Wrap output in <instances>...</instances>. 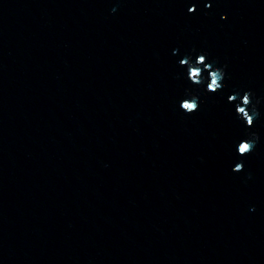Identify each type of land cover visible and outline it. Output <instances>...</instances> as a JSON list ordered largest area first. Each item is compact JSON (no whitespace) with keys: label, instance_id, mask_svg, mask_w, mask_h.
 <instances>
[{"label":"water","instance_id":"1","mask_svg":"<svg viewBox=\"0 0 264 264\" xmlns=\"http://www.w3.org/2000/svg\"><path fill=\"white\" fill-rule=\"evenodd\" d=\"M0 264H264V0H0Z\"/></svg>","mask_w":264,"mask_h":264},{"label":"clouds","instance_id":"2","mask_svg":"<svg viewBox=\"0 0 264 264\" xmlns=\"http://www.w3.org/2000/svg\"><path fill=\"white\" fill-rule=\"evenodd\" d=\"M210 7V5H208ZM189 12L195 11L193 5L188 9ZM226 18V14L222 16ZM180 65L186 68V78L196 86H199L207 80L206 91L215 93L223 88V81L226 76L225 68L217 66L214 62H210L205 53L201 52L193 60L191 56H185L179 61ZM207 73V76H205ZM229 102L236 104L235 112L238 117L246 126L252 128L255 126L256 118L258 116V109L256 107L259 101H253L251 90H245L243 94L233 93L228 97ZM199 95L191 89L185 91L184 97L179 102L180 109L185 114H192L200 109ZM259 140L257 133H249L245 138L241 139L236 146V150L241 157L250 155ZM246 146V147H243ZM234 171L243 170V161L236 163Z\"/></svg>","mask_w":264,"mask_h":264},{"label":"snow or ice","instance_id":"3","mask_svg":"<svg viewBox=\"0 0 264 264\" xmlns=\"http://www.w3.org/2000/svg\"><path fill=\"white\" fill-rule=\"evenodd\" d=\"M243 147H246V146H243Z\"/></svg>","mask_w":264,"mask_h":264}]
</instances>
